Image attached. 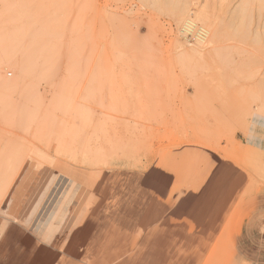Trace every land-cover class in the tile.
Returning a JSON list of instances; mask_svg holds the SVG:
<instances>
[{"label": "rangeland", "instance_id": "374dc122", "mask_svg": "<svg viewBox=\"0 0 264 264\" xmlns=\"http://www.w3.org/2000/svg\"><path fill=\"white\" fill-rule=\"evenodd\" d=\"M68 1L41 107L0 89V264H264V58L202 63L138 0Z\"/></svg>", "mask_w": 264, "mask_h": 264}, {"label": "bare ground", "instance_id": "6f19581e", "mask_svg": "<svg viewBox=\"0 0 264 264\" xmlns=\"http://www.w3.org/2000/svg\"><path fill=\"white\" fill-rule=\"evenodd\" d=\"M35 1L22 0L20 12H17L16 16L9 14L4 21L0 22V47L7 48L8 45L14 44V47L24 52L22 63L11 53L0 55V69H19L13 80L6 76L0 77V89L4 92L21 89L23 98L25 96L27 101L28 99L30 102L34 100L37 104L41 101H38L40 98L36 96L38 94L37 84L40 82L36 79L42 77L41 71L51 67L50 65L49 68L45 67V70L41 69L42 63H46L50 56L48 53L50 40L61 31L59 25L62 24V19L58 17L65 15L63 9L71 2L68 0L67 3L66 0H37L35 3ZM138 1L141 5L152 7L157 12L176 20L187 42L182 46H187L188 50L197 55L202 63L213 55L225 59L230 58L236 43L251 45L254 47L253 50H256L255 53L252 51V56L255 57L254 54H256V57L264 58V0ZM77 21L76 27L81 28L84 23L81 24L82 20L79 21V19ZM80 28H76L75 31ZM192 39L194 43H191ZM244 49L248 52L247 48ZM251 54L248 55L249 58L252 57ZM252 74L257 76V79L251 91L258 109H261L264 106V68ZM60 101L61 98L58 103H62ZM56 105L55 103L54 106Z\"/></svg>", "mask_w": 264, "mask_h": 264}]
</instances>
